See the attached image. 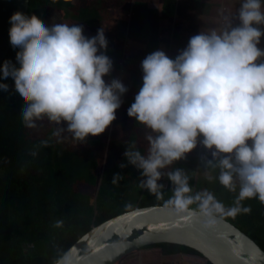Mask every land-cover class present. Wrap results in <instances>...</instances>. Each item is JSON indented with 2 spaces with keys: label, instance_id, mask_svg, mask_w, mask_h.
Listing matches in <instances>:
<instances>
[{
  "label": "clouds",
  "instance_id": "clouds-1",
  "mask_svg": "<svg viewBox=\"0 0 264 264\" xmlns=\"http://www.w3.org/2000/svg\"><path fill=\"white\" fill-rule=\"evenodd\" d=\"M238 20L219 31L196 32L174 57L157 49L140 61L142 83L126 113L150 129L149 146L147 154L135 148L123 153L142 170L140 186L159 198L161 169L199 142L219 158V183L237 193L227 208L206 189L189 194V176L177 167L166 173L174 185L166 203L178 214L193 212L194 202L209 218L247 213L248 199L264 204V0H240ZM9 22L10 45L18 56L15 65L0 66V94L8 95L7 83L14 84L24 102L25 125L46 116L66 122L77 140L103 133L127 91L121 80L105 79L113 60L104 28L86 36L83 24H47L18 12ZM119 178L114 174L112 182ZM54 264L72 260L64 252Z\"/></svg>",
  "mask_w": 264,
  "mask_h": 264
},
{
  "label": "trees",
  "instance_id": "trees-1",
  "mask_svg": "<svg viewBox=\"0 0 264 264\" xmlns=\"http://www.w3.org/2000/svg\"><path fill=\"white\" fill-rule=\"evenodd\" d=\"M168 1L162 5L165 10L173 7ZM56 8L64 14L70 9L86 25H94L100 18L108 20L110 13L109 8L88 0H30L27 17L43 22L44 16ZM146 54L148 51H137L136 57L143 59ZM17 56L11 47L0 66L6 62L15 65ZM6 86L9 94H0V264H54L82 235L103 221L137 208L172 206L166 203L174 188L168 177L158 198L140 186L142 170L123 155L130 148L147 154L149 146L146 135L150 129L126 113L136 94L133 89L124 105L121 137L113 133L108 148V128L77 140L67 130L66 122L51 121L46 116L35 120L34 126H26L21 115L24 102L16 96L11 81ZM56 123L61 124L60 136L55 132ZM104 155L109 158L105 165ZM218 159L205 151L197 162L177 160L167 167L169 171L182 168L189 176V194L206 189L227 208L237 193L219 183ZM121 163L124 167L119 166ZM201 169L210 174L202 175ZM117 173L120 178L113 183ZM243 203L250 207L249 212L232 215L225 211L216 216L237 226L264 250V204L255 198ZM190 207L199 210L196 202ZM57 220L62 223L57 225ZM184 257L202 258L212 264L198 251L174 242L144 245L115 264H164Z\"/></svg>",
  "mask_w": 264,
  "mask_h": 264
},
{
  "label": "rangeland",
  "instance_id": "rangeland-1",
  "mask_svg": "<svg viewBox=\"0 0 264 264\" xmlns=\"http://www.w3.org/2000/svg\"><path fill=\"white\" fill-rule=\"evenodd\" d=\"M88 2L104 6L105 9L109 8L108 20L100 18V21L94 22V25H86L87 22L80 23L70 9H66L67 13L64 14L62 9L56 8L44 16L43 23H80L84 26L83 32L86 36L95 35L98 28H104L108 40L106 51L113 60V68L105 79L106 81L113 78L119 79L127 87V91L121 96L122 104L116 110V118L107 127L111 134L106 145L110 143L113 133L114 136L121 137L124 105L132 95V89L136 93L142 83L140 68L142 59L136 57L137 51L143 50L150 53L161 49L170 57H174L186 46L188 38L196 32L211 29L219 31L229 22L232 26L239 23L240 0H170L168 4L169 2L173 4L171 10H165L162 6L165 0H88ZM154 8L158 9L159 13H156ZM260 46H264V37L261 39ZM60 127V123L55 124L57 136L61 135V133L59 135ZM205 151L211 152L198 142L196 147L180 160L197 162ZM102 157L104 165V161L109 162L108 156ZM168 171L167 166L161 169L162 176L158 183L166 182ZM201 174L206 176L210 173L207 169H201ZM152 258L155 260L154 257ZM149 264L160 263L150 262ZM164 264H206V262L202 258L184 257L178 262Z\"/></svg>",
  "mask_w": 264,
  "mask_h": 264
},
{
  "label": "water",
  "instance_id": "water-1",
  "mask_svg": "<svg viewBox=\"0 0 264 264\" xmlns=\"http://www.w3.org/2000/svg\"><path fill=\"white\" fill-rule=\"evenodd\" d=\"M30 0H0V64L11 45L9 17H27ZM193 209V208H192ZM174 242L198 251L212 264H264V250L245 232L199 210L178 214L173 206H149L93 226L66 252L72 264H115L147 244Z\"/></svg>",
  "mask_w": 264,
  "mask_h": 264
}]
</instances>
